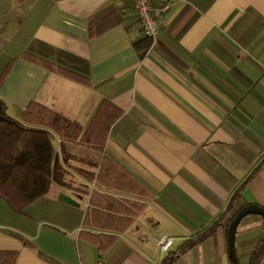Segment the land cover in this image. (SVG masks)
I'll return each mask as SVG.
<instances>
[{
  "label": "crops",
  "instance_id": "0c3cea01",
  "mask_svg": "<svg viewBox=\"0 0 264 264\" xmlns=\"http://www.w3.org/2000/svg\"><path fill=\"white\" fill-rule=\"evenodd\" d=\"M152 1L158 33L139 58L129 0H0V102L10 118L21 121L30 102L83 129L105 107L116 114L101 152L53 135L63 186L51 182L19 215L0 201V264H159L262 161L264 0ZM102 156L119 173L100 171ZM240 205L264 209V161L231 210ZM161 235L166 252L154 247ZM259 240L264 223L247 215L230 240L218 227L174 264H248Z\"/></svg>",
  "mask_w": 264,
  "mask_h": 264
},
{
  "label": "trees",
  "instance_id": "16d2710c",
  "mask_svg": "<svg viewBox=\"0 0 264 264\" xmlns=\"http://www.w3.org/2000/svg\"><path fill=\"white\" fill-rule=\"evenodd\" d=\"M128 29L129 27L126 28V30ZM150 43V39L142 36L132 44L139 58L145 54ZM21 58L65 78L83 84L87 82L83 75L28 53H23ZM13 60L11 59L4 72ZM98 114L99 116H97ZM115 117L116 114L105 107L103 112L102 110L97 111L91 125L83 129L38 104L30 102L21 114V121H17L6 114L5 106L0 102V201L6 205L10 212L19 215L27 206L47 192L51 182L63 186V171L55 161L51 143L53 135L57 136L61 142L82 143L88 141L87 144L91 148L101 152L106 131ZM263 161L264 157L260 163ZM260 163L249 171L235 192L232 193L224 211L206 229L185 241L173 252H169L159 264H174L180 255L211 237L218 227H223L227 231L233 217L247 206L240 205L235 210H231L238 192L253 177ZM103 167L111 168L113 173H119L121 170L108 156H102L99 170L102 171ZM120 174L123 177L126 176L123 172ZM141 193L139 192V194ZM250 215L260 218L264 223V217ZM263 256L264 240H259L254 244L248 264H259Z\"/></svg>",
  "mask_w": 264,
  "mask_h": 264
},
{
  "label": "built area",
  "instance_id": "2783aa9c",
  "mask_svg": "<svg viewBox=\"0 0 264 264\" xmlns=\"http://www.w3.org/2000/svg\"><path fill=\"white\" fill-rule=\"evenodd\" d=\"M129 3L142 36L153 40L158 33L159 10L152 0H129ZM170 246L171 239L166 235H161L154 243L161 252H166Z\"/></svg>",
  "mask_w": 264,
  "mask_h": 264
},
{
  "label": "water",
  "instance_id": "95a60500",
  "mask_svg": "<svg viewBox=\"0 0 264 264\" xmlns=\"http://www.w3.org/2000/svg\"><path fill=\"white\" fill-rule=\"evenodd\" d=\"M255 214L260 217H264V209L259 208L257 206L248 205L244 208H242L232 219V221L229 224L228 230H227V236L230 240V237L233 233V230L237 223L246 215Z\"/></svg>",
  "mask_w": 264,
  "mask_h": 264
}]
</instances>
